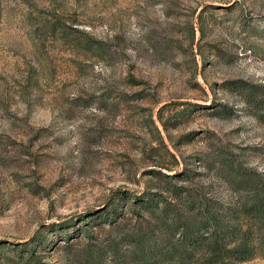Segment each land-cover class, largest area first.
Segmentation results:
<instances>
[{
  "label": "rangeland",
  "instance_id": "1",
  "mask_svg": "<svg viewBox=\"0 0 264 264\" xmlns=\"http://www.w3.org/2000/svg\"><path fill=\"white\" fill-rule=\"evenodd\" d=\"M239 168L264 177V0H0V264H70L152 170L225 198Z\"/></svg>",
  "mask_w": 264,
  "mask_h": 264
},
{
  "label": "trees",
  "instance_id": "2",
  "mask_svg": "<svg viewBox=\"0 0 264 264\" xmlns=\"http://www.w3.org/2000/svg\"><path fill=\"white\" fill-rule=\"evenodd\" d=\"M152 171L162 179L124 197L122 212L112 206L108 226L96 235L86 228L70 264H238L264 257L261 174L226 170L229 194L220 198L211 185L179 178L182 172Z\"/></svg>",
  "mask_w": 264,
  "mask_h": 264
}]
</instances>
